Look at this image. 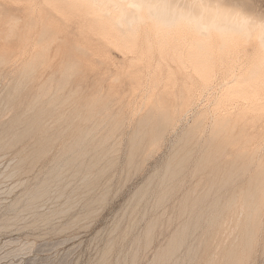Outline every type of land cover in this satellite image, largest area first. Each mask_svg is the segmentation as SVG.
<instances>
[{"label": "rangeland", "instance_id": "374dc122", "mask_svg": "<svg viewBox=\"0 0 264 264\" xmlns=\"http://www.w3.org/2000/svg\"><path fill=\"white\" fill-rule=\"evenodd\" d=\"M30 5L0 8L24 24ZM57 30L33 70L41 26L0 32V264H264V114L224 98L222 68L200 93L181 67L150 74L115 49L64 79ZM48 86L53 101L36 100ZM59 176L61 195L37 204Z\"/></svg>", "mask_w": 264, "mask_h": 264}, {"label": "bare ground", "instance_id": "6f19581e", "mask_svg": "<svg viewBox=\"0 0 264 264\" xmlns=\"http://www.w3.org/2000/svg\"><path fill=\"white\" fill-rule=\"evenodd\" d=\"M14 2L31 3L26 8V22L22 24V18L14 14H3L0 8V20L4 18L1 33L28 36L41 26V48L27 70L47 59L48 45L57 42V28L62 27L64 79L78 67L114 62L115 49L124 62L147 67L150 74L155 71L162 76L167 69L172 77L173 67H181L186 76L204 84L200 91L194 87L191 95L206 93L214 78L224 76L216 77L222 68L224 98L236 99L235 106L244 112L253 109L264 114V14L242 6L247 0H0V7ZM30 40L26 37L23 41ZM248 45H254L253 50L240 48ZM49 89L45 87L36 100L53 101ZM60 89L62 78L56 91ZM246 155L242 150L233 168L240 160L244 163ZM252 186L256 191L263 189L264 165ZM259 212L256 208L253 213Z\"/></svg>", "mask_w": 264, "mask_h": 264}, {"label": "snow or ice", "instance_id": "6c2138e0", "mask_svg": "<svg viewBox=\"0 0 264 264\" xmlns=\"http://www.w3.org/2000/svg\"><path fill=\"white\" fill-rule=\"evenodd\" d=\"M71 177L59 176L53 179L51 184L46 185L40 191L34 193V199L37 204L42 201H46L49 197L55 198L61 195L64 189L67 187ZM75 187V185H73ZM86 193V190H83Z\"/></svg>", "mask_w": 264, "mask_h": 264}]
</instances>
